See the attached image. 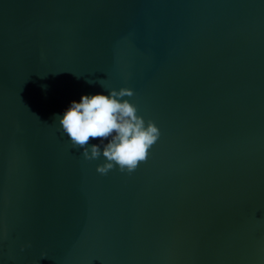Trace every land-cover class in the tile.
Masks as SVG:
<instances>
[{
    "label": "water",
    "instance_id": "obj_1",
    "mask_svg": "<svg viewBox=\"0 0 264 264\" xmlns=\"http://www.w3.org/2000/svg\"><path fill=\"white\" fill-rule=\"evenodd\" d=\"M120 88L160 136L101 175L55 117ZM0 264H264V0H0Z\"/></svg>",
    "mask_w": 264,
    "mask_h": 264
},
{
    "label": "clouds",
    "instance_id": "obj_2",
    "mask_svg": "<svg viewBox=\"0 0 264 264\" xmlns=\"http://www.w3.org/2000/svg\"><path fill=\"white\" fill-rule=\"evenodd\" d=\"M133 95L128 88L81 95L79 101L72 100L63 114L55 117L59 129L73 148L82 150L85 160L104 158V163L96 168L101 175L114 168L131 174L146 161L149 150L159 139L156 124L146 121L137 106L125 99ZM90 138L99 139L91 142ZM45 257L47 254L41 253V258Z\"/></svg>",
    "mask_w": 264,
    "mask_h": 264
},
{
    "label": "snow or ice",
    "instance_id": "obj_3",
    "mask_svg": "<svg viewBox=\"0 0 264 264\" xmlns=\"http://www.w3.org/2000/svg\"><path fill=\"white\" fill-rule=\"evenodd\" d=\"M144 162H146V161H144Z\"/></svg>",
    "mask_w": 264,
    "mask_h": 264
}]
</instances>
